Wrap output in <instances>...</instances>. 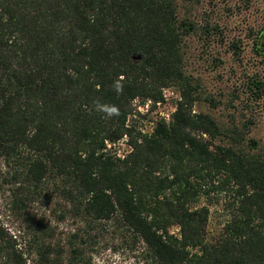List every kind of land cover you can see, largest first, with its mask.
I'll return each mask as SVG.
<instances>
[{
	"label": "trees",
	"instance_id": "obj_1",
	"mask_svg": "<svg viewBox=\"0 0 264 264\" xmlns=\"http://www.w3.org/2000/svg\"><path fill=\"white\" fill-rule=\"evenodd\" d=\"M177 13L178 0H0V264H91L107 233L138 264H264V149L245 131L217 141L220 123L194 110L182 45L197 25ZM253 43L264 61L262 29ZM170 85L171 119L129 121L133 99ZM247 88L260 98L264 81ZM124 137L125 153L106 144ZM210 189L232 195L215 232L198 203Z\"/></svg>",
	"mask_w": 264,
	"mask_h": 264
},
{
	"label": "rangeland",
	"instance_id": "obj_2",
	"mask_svg": "<svg viewBox=\"0 0 264 264\" xmlns=\"http://www.w3.org/2000/svg\"><path fill=\"white\" fill-rule=\"evenodd\" d=\"M177 15L197 25L184 36L182 45L184 69L197 86L194 110L208 112L220 123L223 133L217 141L231 140L236 133L245 131L244 143H250L246 148L263 150L264 93L260 98L249 99L247 82L254 77L264 81V61L253 43L261 29L264 33V0H178ZM206 20L212 27L208 37L203 39L198 36V27ZM170 86L173 91L165 105L158 106L151 101L146 106L147 99H133L129 121L148 132L157 118L169 114L171 119L179 90L175 85ZM129 148L125 137L111 143V149L120 154ZM231 202L232 195L225 189H210L200 194L198 203L209 208L208 228L211 231L219 230L229 218ZM64 225L59 222L62 235ZM172 229L177 231L175 226ZM105 239L108 244H101L91 252V264L94 256L100 264H138V252H134L136 250H132L120 235L107 233Z\"/></svg>",
	"mask_w": 264,
	"mask_h": 264
},
{
	"label": "clouds",
	"instance_id": "obj_3",
	"mask_svg": "<svg viewBox=\"0 0 264 264\" xmlns=\"http://www.w3.org/2000/svg\"><path fill=\"white\" fill-rule=\"evenodd\" d=\"M124 76H119L116 80H114L112 84L113 91L117 94V96H120L123 94L124 90ZM95 110L97 112L103 113L104 117L107 119H111L113 117H118L121 115V111L118 105L115 104H109V103H101L99 100L94 101ZM93 264H100L98 259L94 256L93 257Z\"/></svg>",
	"mask_w": 264,
	"mask_h": 264
},
{
	"label": "built area",
	"instance_id": "obj_4",
	"mask_svg": "<svg viewBox=\"0 0 264 264\" xmlns=\"http://www.w3.org/2000/svg\"><path fill=\"white\" fill-rule=\"evenodd\" d=\"M173 90H172V87L171 86H165L164 88H163V96H164V98L162 99V100H158V101H156V104L159 106L160 104H163V105H165V103H166V101L169 99V94H170V92H172ZM178 98H179V94H178ZM136 99V98H135ZM149 102H151V100L150 99H147V101L145 102V105L146 106H148V104H149ZM175 108V107H174ZM146 109H148L147 107H146ZM174 110V109H173ZM166 120L167 119H169V114H167L166 116L164 115L163 116ZM106 144H107V146L108 147H110L111 146V143L109 142V141H107L106 142Z\"/></svg>",
	"mask_w": 264,
	"mask_h": 264
}]
</instances>
